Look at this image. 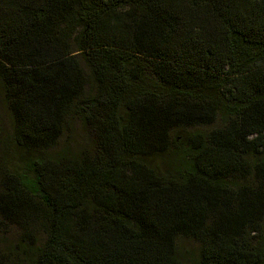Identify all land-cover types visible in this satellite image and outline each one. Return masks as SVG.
Returning <instances> with one entry per match:
<instances>
[{"label":"trees","instance_id":"trees-1","mask_svg":"<svg viewBox=\"0 0 264 264\" xmlns=\"http://www.w3.org/2000/svg\"><path fill=\"white\" fill-rule=\"evenodd\" d=\"M0 110V264H264V0H0Z\"/></svg>","mask_w":264,"mask_h":264},{"label":"rangeland","instance_id":"rangeland-1","mask_svg":"<svg viewBox=\"0 0 264 264\" xmlns=\"http://www.w3.org/2000/svg\"><path fill=\"white\" fill-rule=\"evenodd\" d=\"M0 117H1V119L2 120H4V117H5V115L1 112V110H0ZM5 120H6V118H5ZM87 133V131H86V129H85V134ZM83 135H82V131L81 130H79V131H75L74 132V139L76 140V138L77 139H79L80 137H82ZM1 150V149H0ZM4 168H5V162L3 161V160H1V158H0V177H1V174H2V172H3V170H4ZM12 234H14V232H12ZM5 237L7 238V239H9L10 238V235L9 234H5ZM182 244H183V246L184 247H186V246H189V247H193V246H196L195 245V243L193 242V241H189V240H183L182 241Z\"/></svg>","mask_w":264,"mask_h":264}]
</instances>
